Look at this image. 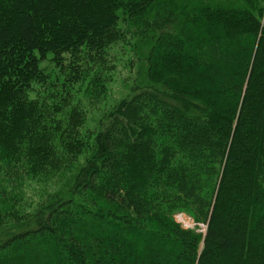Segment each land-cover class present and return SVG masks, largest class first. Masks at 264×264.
<instances>
[{
  "label": "trees",
  "instance_id": "16d2710c",
  "mask_svg": "<svg viewBox=\"0 0 264 264\" xmlns=\"http://www.w3.org/2000/svg\"><path fill=\"white\" fill-rule=\"evenodd\" d=\"M0 264H264V0H0Z\"/></svg>",
  "mask_w": 264,
  "mask_h": 264
},
{
  "label": "rangeland",
  "instance_id": "374dc122",
  "mask_svg": "<svg viewBox=\"0 0 264 264\" xmlns=\"http://www.w3.org/2000/svg\"><path fill=\"white\" fill-rule=\"evenodd\" d=\"M131 60V57H125L122 62L118 65V75L115 77V81L111 84L109 94L105 99V102L102 106L103 108H107L115 104L119 99L123 97L128 86H130V82H132V77L134 76V71L130 69L125 63L127 60ZM129 84V85H128ZM176 220L178 223L182 224L185 228H194L195 224L191 219L186 217L185 215L176 216Z\"/></svg>",
  "mask_w": 264,
  "mask_h": 264
}]
</instances>
